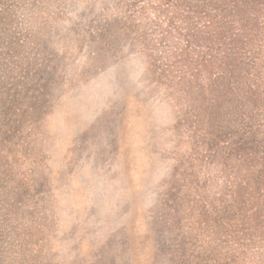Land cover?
<instances>
[{"label":"rangeland","instance_id":"1","mask_svg":"<svg viewBox=\"0 0 264 264\" xmlns=\"http://www.w3.org/2000/svg\"><path fill=\"white\" fill-rule=\"evenodd\" d=\"M114 3L0 0V264L201 263L188 181L218 193V108L158 81Z\"/></svg>","mask_w":264,"mask_h":264},{"label":"trees","instance_id":"2","mask_svg":"<svg viewBox=\"0 0 264 264\" xmlns=\"http://www.w3.org/2000/svg\"><path fill=\"white\" fill-rule=\"evenodd\" d=\"M114 4L125 30L143 42L158 81L193 106L218 108V193L202 196L214 179L200 186L188 175L189 190L201 192V206L188 201L199 212L189 208L185 219L188 240L202 255L190 256L200 264H239L248 253L264 264V0ZM172 191L168 204L180 212L178 203L194 194Z\"/></svg>","mask_w":264,"mask_h":264}]
</instances>
